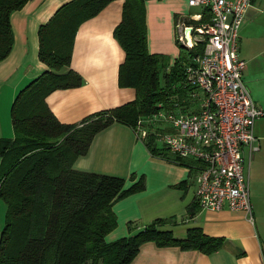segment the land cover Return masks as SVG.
Masks as SVG:
<instances>
[{
	"label": "trees",
	"instance_id": "trees-1",
	"mask_svg": "<svg viewBox=\"0 0 264 264\" xmlns=\"http://www.w3.org/2000/svg\"><path fill=\"white\" fill-rule=\"evenodd\" d=\"M26 1L0 0V60L13 43L10 14ZM110 1H66L38 26V58L47 68L17 91L10 106L13 135L0 136V198L5 203L0 264H129L145 241L203 253L222 243V237L208 235L198 226L189 227L184 237L177 238L171 230L159 227L168 220L161 217L139 227L128 221L127 234L105 239L116 226L112 203L142 190L144 176L124 186L123 177L75 169L74 160L86 152L95 132L112 121L133 128L138 117L158 110H193L185 66L204 45L198 40L187 47L178 42L175 31L179 52L172 61L164 53L150 52L145 0H123L120 20L112 31L124 52L117 83L133 87L135 97L89 113L79 122H61L47 106L45 96L56 88L82 84L83 78L70 67L76 30ZM208 15L204 10L202 20ZM161 130L156 125L155 132L149 131L142 138L144 145L154 156L187 166L188 179L176 185L191 184L197 160L179 156L164 144L158 146ZM134 177L132 173L130 178ZM191 208L189 214H193Z\"/></svg>",
	"mask_w": 264,
	"mask_h": 264
},
{
	"label": "crops",
	"instance_id": "crops-1",
	"mask_svg": "<svg viewBox=\"0 0 264 264\" xmlns=\"http://www.w3.org/2000/svg\"><path fill=\"white\" fill-rule=\"evenodd\" d=\"M66 1L69 0H28L11 12L13 43L6 57L0 60L2 104H10L18 89L47 68L38 58L37 29ZM251 2L239 28L238 52L245 60L242 79L253 101L264 109V0ZM122 3L123 0H111L78 26L70 67L80 74L83 82L53 89L45 96L47 106L59 121L79 122L89 113L135 97L133 87L117 83V69L124 52L112 31L120 20ZM144 3L148 50L164 53L172 61L179 52L174 39L175 21L198 7L189 5L188 0H145ZM253 133L258 149L252 152L247 167L251 219L242 211L227 207L216 211L200 209L194 197V182L176 185L188 179L189 168L152 155L132 127L118 121L95 132L86 152L76 157L73 167L121 176L124 186L141 174L144 176L142 190L112 203L116 226L106 233L107 241L127 234L128 221L139 227L157 217L168 219L159 227L171 230L177 238L184 237L192 226H198L208 235L222 237L220 247L210 253L145 241L129 264H264L263 116L254 120ZM12 135L8 123L5 137ZM191 206L193 214L187 211ZM4 212L0 205V228Z\"/></svg>",
	"mask_w": 264,
	"mask_h": 264
},
{
	"label": "built area",
	"instance_id": "built-area-1",
	"mask_svg": "<svg viewBox=\"0 0 264 264\" xmlns=\"http://www.w3.org/2000/svg\"><path fill=\"white\" fill-rule=\"evenodd\" d=\"M251 3L188 0L198 9L177 20L176 38L187 47L198 40L204 43L202 51L185 66L193 110H158L138 117L132 128L142 139L158 125L162 129L159 139L171 152L197 160L194 197L200 209L227 207L250 219L246 169L252 152L258 149L254 120L264 116V109L253 101L242 79L245 60L238 52L239 28ZM204 10L209 15L202 20Z\"/></svg>",
	"mask_w": 264,
	"mask_h": 264
},
{
	"label": "rangeland",
	"instance_id": "rangeland-1",
	"mask_svg": "<svg viewBox=\"0 0 264 264\" xmlns=\"http://www.w3.org/2000/svg\"><path fill=\"white\" fill-rule=\"evenodd\" d=\"M10 106H11V103L10 104H8V103L7 104L6 103L2 104L1 101H0V136H3V137L6 136V130H8V123H9V126L11 127ZM16 111L19 112V107L16 109ZM3 134H5V135H3ZM157 145L158 146H163L162 141L159 140L157 142ZM0 205H1V211H2V207H3V210H5V207H4L5 204H4V201L1 198H0ZM132 225L136 226V223L133 222Z\"/></svg>",
	"mask_w": 264,
	"mask_h": 264
},
{
	"label": "water",
	"instance_id": "water-1",
	"mask_svg": "<svg viewBox=\"0 0 264 264\" xmlns=\"http://www.w3.org/2000/svg\"><path fill=\"white\" fill-rule=\"evenodd\" d=\"M189 30H190V27H187L186 30H185V32H186L185 35H186V36H187V34H188L187 31H189Z\"/></svg>",
	"mask_w": 264,
	"mask_h": 264
}]
</instances>
